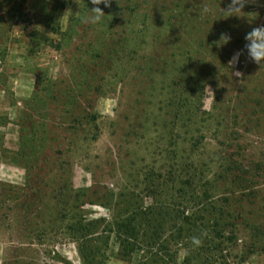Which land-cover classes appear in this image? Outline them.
Instances as JSON below:
<instances>
[{"label":"rangeland","instance_id":"374dc122","mask_svg":"<svg viewBox=\"0 0 264 264\" xmlns=\"http://www.w3.org/2000/svg\"><path fill=\"white\" fill-rule=\"evenodd\" d=\"M230 3L0 0V264H264V0Z\"/></svg>","mask_w":264,"mask_h":264},{"label":"clouds","instance_id":"9594fccd","mask_svg":"<svg viewBox=\"0 0 264 264\" xmlns=\"http://www.w3.org/2000/svg\"><path fill=\"white\" fill-rule=\"evenodd\" d=\"M90 2L95 7L89 8L90 15L85 17V22L91 24L100 23L105 16V13L100 5L103 4L105 7H110L111 0H90ZM247 3L248 0H231L229 7L224 11L229 14L228 17H242L239 14L243 12V9L247 5ZM200 14L209 15L211 14V9L207 5H205L201 8ZM225 38L227 39V42L230 39V37L223 36L222 40H224ZM244 39L246 41L245 50L247 53V58L255 64L259 65L260 68H264V25L253 27L251 31L247 32ZM241 55L242 52H237L236 54H234L232 61H230V64L238 63ZM236 75L239 76L240 73L237 72Z\"/></svg>","mask_w":264,"mask_h":264}]
</instances>
